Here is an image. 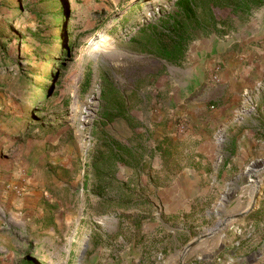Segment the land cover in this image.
Segmentation results:
<instances>
[{
    "label": "rangeland",
    "instance_id": "1",
    "mask_svg": "<svg viewBox=\"0 0 264 264\" xmlns=\"http://www.w3.org/2000/svg\"><path fill=\"white\" fill-rule=\"evenodd\" d=\"M173 1L0 0V264H179L189 239L252 203L180 260L264 264V143L234 154L236 123L264 103V3L169 63L140 28ZM232 34L237 54L251 43L262 60L252 92L240 83L230 100L215 70L196 74ZM199 150L214 156L195 159ZM211 166L224 184L200 190L217 178Z\"/></svg>",
    "mask_w": 264,
    "mask_h": 264
},
{
    "label": "crops",
    "instance_id": "2",
    "mask_svg": "<svg viewBox=\"0 0 264 264\" xmlns=\"http://www.w3.org/2000/svg\"><path fill=\"white\" fill-rule=\"evenodd\" d=\"M235 42H238V38L236 37L235 34L228 36L224 40H220L216 42L214 45L217 50L216 53H218L216 60L213 61V59L212 60L207 59L205 61L206 63H203L204 65L201 68V71L198 69L199 70L198 72H200L201 75L196 74L198 76L197 78L199 77L202 78L204 74H207L208 71H211L214 64H217V68L215 72H216L218 83L216 86L222 87L223 89H225L224 94L230 100L233 97L238 98L237 90L239 89L238 86L240 85V83L242 86H246V83H247V85L250 86V88H248V91L252 92L253 88H251V86L254 83V81L251 80L252 78H254L251 75V73L253 72L252 65L256 64L260 66V61L262 60L261 56H259L258 59H255L254 55L256 54H254L252 51L253 47L251 43L250 45L248 44L247 46V47H250L248 48V50H246V52L248 53L237 54L238 44H236ZM256 44L257 42L255 43V45ZM213 54L214 53H210L208 58L214 56ZM195 72H197V70ZM251 115L252 117L249 118L247 122H244V118H243L242 121H238L236 123L239 125L241 129L234 136L235 138L234 141L236 143L238 142V147L236 146V150L234 151V154L240 153V156H244L246 155V153H249L251 143L252 145L257 144L258 147L261 146L262 143H264V135H263V140L262 141L260 140L261 133L264 128V103L258 104L256 111L255 112L252 111ZM226 154H229L230 156L233 155V151L231 147H229L228 150H226ZM196 155L197 156H195V159L205 160V158L209 157V155L211 157L214 156V152L213 150L206 151V152L199 150L197 151ZM211 168H212V173H213L212 177L216 178L217 176V178L213 179L211 182L204 183L203 184L204 186L200 188V190L206 191L208 188L220 189L222 184H224L222 181V177L223 175H225L224 170L222 171L215 170L214 166H211ZM200 171L201 170H195V169L188 171V174H187L188 180L190 181V183H193L192 185L198 184L200 180L199 178ZM203 174L205 173L203 172V169H202L201 175ZM188 185H191V184H188ZM244 229L245 228L243 227L242 231H244Z\"/></svg>",
    "mask_w": 264,
    "mask_h": 264
},
{
    "label": "trees",
    "instance_id": "3",
    "mask_svg": "<svg viewBox=\"0 0 264 264\" xmlns=\"http://www.w3.org/2000/svg\"><path fill=\"white\" fill-rule=\"evenodd\" d=\"M264 3V0H174L173 9L154 23L140 28L147 33L146 47L166 62L175 63L183 58L189 42L202 32H218L216 23L230 17H240ZM227 9L230 15L215 19L212 9ZM135 38H130L133 43ZM84 81H87V74ZM122 114V110L118 115Z\"/></svg>",
    "mask_w": 264,
    "mask_h": 264
},
{
    "label": "water",
    "instance_id": "4",
    "mask_svg": "<svg viewBox=\"0 0 264 264\" xmlns=\"http://www.w3.org/2000/svg\"><path fill=\"white\" fill-rule=\"evenodd\" d=\"M259 161H261L260 158H257V159H253L251 161H249L247 163V165L244 167V169L242 170V173H245L247 171V169L249 168V166L251 165H255V166H252V167H257L258 165H256L257 163H260ZM256 162V164H255ZM253 172V170H252ZM249 176L253 177V174L250 173L248 174ZM226 196V192H223L220 196H219V200H224V197ZM256 207L255 204H251L249 207L245 208L244 210H242L241 212L237 213V214H234V215H228V216H223L222 218L216 220V222L210 226L209 228L207 229H204L202 230L200 233H198L197 235H195L194 237H192L191 239H189L179 250V264H181V256L186 253L190 248H192L194 245H196L198 242H200L203 238H205L206 236L210 235V234H213L214 232H217L220 228H222V226H224V224L226 223V221L230 220L231 218H235V217H242L246 214H248L249 212H251L254 208ZM206 212H209V210H207ZM243 224V220H239L236 222V232H239L240 231V225ZM260 252L256 251V252H251L249 254H247L245 256V258L249 257L250 255H254L255 258H257L258 256H260ZM253 258V259H255Z\"/></svg>",
    "mask_w": 264,
    "mask_h": 264
},
{
    "label": "built area",
    "instance_id": "5",
    "mask_svg": "<svg viewBox=\"0 0 264 264\" xmlns=\"http://www.w3.org/2000/svg\"><path fill=\"white\" fill-rule=\"evenodd\" d=\"M216 68H217V64H214V66L212 67V70H216ZM211 79H212L213 81H217L216 74H212V75H211ZM177 128H178L179 131L184 130V123H183V122H180V123L178 124Z\"/></svg>",
    "mask_w": 264,
    "mask_h": 264
},
{
    "label": "bare ground",
    "instance_id": "6",
    "mask_svg": "<svg viewBox=\"0 0 264 264\" xmlns=\"http://www.w3.org/2000/svg\"><path fill=\"white\" fill-rule=\"evenodd\" d=\"M255 164H256V162H255ZM259 163H257L256 165H258ZM251 166H255V165H251ZM247 170H249V168L247 169ZM250 171H252V170H250ZM223 198V197H222ZM220 202H219V204H217V206H220ZM181 263V262H180Z\"/></svg>",
    "mask_w": 264,
    "mask_h": 264
}]
</instances>
